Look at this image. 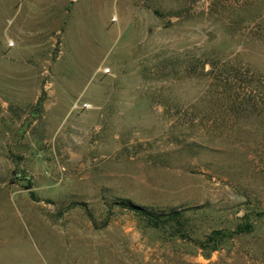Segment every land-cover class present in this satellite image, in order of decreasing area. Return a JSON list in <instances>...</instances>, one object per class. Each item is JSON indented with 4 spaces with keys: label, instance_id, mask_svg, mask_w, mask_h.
<instances>
[{
    "label": "rangeland",
    "instance_id": "1",
    "mask_svg": "<svg viewBox=\"0 0 264 264\" xmlns=\"http://www.w3.org/2000/svg\"><path fill=\"white\" fill-rule=\"evenodd\" d=\"M0 264H264V0H0Z\"/></svg>",
    "mask_w": 264,
    "mask_h": 264
},
{
    "label": "trees",
    "instance_id": "2",
    "mask_svg": "<svg viewBox=\"0 0 264 264\" xmlns=\"http://www.w3.org/2000/svg\"><path fill=\"white\" fill-rule=\"evenodd\" d=\"M115 203L131 212L145 226L191 242L200 250L204 258H208L211 252L219 250L235 235L247 233L252 229L251 222L246 218L241 223L235 224L231 230L211 229L200 239L189 229L185 216L178 209H153L134 204L128 199H120ZM258 214L261 215L260 212Z\"/></svg>",
    "mask_w": 264,
    "mask_h": 264
}]
</instances>
